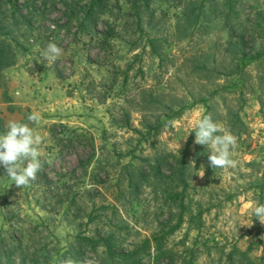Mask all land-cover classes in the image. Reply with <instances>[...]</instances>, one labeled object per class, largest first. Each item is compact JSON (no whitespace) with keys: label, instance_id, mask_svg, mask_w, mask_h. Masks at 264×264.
Masks as SVG:
<instances>
[{"label":"rangeland","instance_id":"374dc122","mask_svg":"<svg viewBox=\"0 0 264 264\" xmlns=\"http://www.w3.org/2000/svg\"><path fill=\"white\" fill-rule=\"evenodd\" d=\"M34 111L43 169L0 180V264H264V0H0V132ZM208 114L233 168L194 143Z\"/></svg>","mask_w":264,"mask_h":264},{"label":"clouds","instance_id":"9594fccd","mask_svg":"<svg viewBox=\"0 0 264 264\" xmlns=\"http://www.w3.org/2000/svg\"><path fill=\"white\" fill-rule=\"evenodd\" d=\"M62 54L63 49L54 42H49L43 51V56L49 63H54ZM40 119V113L34 111L27 116V123L9 120L5 125L6 130L0 132V166L6 173L4 177H0V180L7 178L21 189L30 187L37 181L38 173L43 169L40 159L42 137L30 124H39ZM193 132H195L194 143L206 146L209 150L208 162L213 170L236 166L232 154L237 147V138L215 122L211 114L199 118L195 122ZM191 164L195 166L194 161ZM204 174V165H201L197 175L203 178ZM251 212L253 217L264 224V204L254 202ZM245 225L251 227L252 221ZM59 264H77V261L69 257L61 259ZM80 264H93V262L85 260Z\"/></svg>","mask_w":264,"mask_h":264}]
</instances>
